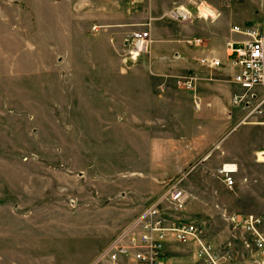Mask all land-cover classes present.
<instances>
[{"label":"rangeland","instance_id":"rangeland-1","mask_svg":"<svg viewBox=\"0 0 264 264\" xmlns=\"http://www.w3.org/2000/svg\"><path fill=\"white\" fill-rule=\"evenodd\" d=\"M180 6L190 19L171 15ZM207 9L215 17L205 18ZM151 21L167 27L160 37L172 44L170 72L151 73L166 67L162 58L151 63L152 42L129 53L132 32L150 30ZM233 29L264 33V0H0V264H89L172 184L188 200L180 211L166 207L170 216L201 223L227 264H254L243 245L249 236L225 214H254L264 228V196L227 187L212 132L189 133L220 122L212 108L201 114V85L215 109L225 103V118L232 115L225 130L244 119L246 109L230 102L240 90L231 89L233 69L199 62L211 53L226 59V38L244 37ZM188 38L201 41L191 46ZM189 70L195 89L177 82ZM220 79L229 81L208 88ZM254 115L246 121L264 120V105ZM170 146L187 149L168 154ZM249 158L248 188L264 172ZM196 249L176 243L166 264H205Z\"/></svg>","mask_w":264,"mask_h":264},{"label":"built area","instance_id":"built-area-1","mask_svg":"<svg viewBox=\"0 0 264 264\" xmlns=\"http://www.w3.org/2000/svg\"><path fill=\"white\" fill-rule=\"evenodd\" d=\"M179 9L176 7L171 10V15L183 20L192 17L190 9L186 10L185 7L183 12H179ZM243 32L248 38L241 45L230 44L229 65L234 68L231 80L240 88L239 92L233 93L232 103L246 109L244 119L241 120L246 121L264 105V33L257 29ZM151 42L150 30H135L131 35L129 53L136 57L141 52L148 51ZM200 62L209 68L225 65L215 55L203 56ZM195 81L196 76L189 74L177 79L179 85L188 89L194 88ZM237 170V166L232 163L219 167V173L227 187L233 188L236 185ZM180 189L172 184L152 198L89 264H166L168 248L176 243L197 245L196 254L205 264H227V256L205 234L201 223L168 214L166 207L180 211L187 203L188 198ZM225 218L235 228H241L242 234L249 236L243 245L249 250L252 262L264 264V228L261 226V218L254 214H225Z\"/></svg>","mask_w":264,"mask_h":264},{"label":"crops","instance_id":"crops-1","mask_svg":"<svg viewBox=\"0 0 264 264\" xmlns=\"http://www.w3.org/2000/svg\"><path fill=\"white\" fill-rule=\"evenodd\" d=\"M149 25H150L151 35H152V48H151V58L152 59H151V63H153V65H154V62L156 61L154 59H156V58L157 59L162 58V59H164L166 61L165 62L166 63V67H161V68L157 67V66L151 67V73L154 74V75H157V74H163V73L170 72L172 70L173 65H174L171 61L168 62V59H170V56L172 54V51H171L172 44H171V42L169 40L160 37L161 34L167 33V27H165L162 24H157L156 22H152V21L149 23ZM163 30H166V32H164ZM239 34L244 35V37L240 38V39H236V37H234V35H233V37H230V38H232L231 40L230 39L228 40L229 37L226 38V44H227L226 45V59H224L219 54V52H217V53L220 56L217 55L216 53H211V54H207V55L218 56L219 58H221L224 61V63L227 66H229L230 69L234 70V68L229 65V59L231 58V56L229 55L230 52H231L230 44H234L235 46H239V45L242 44V42L244 40H246L248 38L245 33L243 34V33L239 32ZM189 41H191V43H189ZM200 41H201V39H199V38H188L186 40V43L192 46V45H198L200 43ZM155 43L158 44V45H156V50H158V52H159V49L160 50L164 49L162 51V56H160V53L154 54L155 52H153L154 51L153 50L154 49L153 46H154ZM203 56H206V55H203ZM203 56H201V57H203ZM200 58H199V62H200ZM158 68H160V69H158ZM233 70H232V72L234 73ZM188 74L189 75H194L192 70H189ZM188 74H185V75H188ZM138 75H139V78H140L141 74H138ZM227 81H229V80L220 79V80H215V81H212V82L210 81V82H208L207 86H208L209 89H211L213 91L220 90V89L223 88V86H226V83H228ZM196 83H197V79L195 81V86L192 89L196 88ZM235 85L236 84H233L231 89L232 88L234 89ZM182 87H184V86H182ZM200 87L202 89L201 92H203V99H204L203 100V105L205 106V108L203 110V113H201V114H204L205 110H207V108H212L211 110L213 112L214 111L216 112V114H215L217 116L216 120L217 121L220 120V122H218L216 125H213L212 126L213 128H211V127L209 128L207 126H201L200 125V126H198L197 130H195V131H193L192 129H189V133L190 134L195 133L197 135L198 134L207 135V134L212 132V138H215V141L218 144L217 148L220 149L222 153H224V157H223L224 161L222 162V165L232 163V164H235L237 166V168H238V170L235 173V178L237 177L236 185L239 186L238 189L239 190L241 189L242 194H246V191H249L248 194L250 193V195H254L255 197H257V196L263 197L264 195L262 194L261 191H263V188H264V174H263L264 172H262V173L259 172L258 174L256 173L253 176L254 177L253 182L251 183L250 187L248 188L246 185L250 181V176L247 174L246 164H247V157L250 156L252 161L254 163H256L257 165H259L260 170H264V159L260 158L261 155L264 156V120H259V121H241V120H239L237 122L236 126L233 125V124H230V126L225 130L224 129V127H225L224 123L225 122H230L231 121V117H232V115L231 116L226 115L227 118H225V116L223 114L222 109L224 110V106H226V104L225 103L224 104L221 103V107H219V111H218L217 108L215 109L216 105L212 103L211 99H209V100L207 99L208 96L206 94V89L202 85ZM184 88H186V87H184ZM186 89H188V88H186ZM136 91H137V93L140 92V85H138L136 87ZM233 93L234 92L232 91L231 92V97H230V102L231 103H232V95H233ZM141 101H142V99L139 98V101H138L139 102L138 103L139 106H143L144 105L143 107H147V106H145V105H147L145 103V101L143 100L144 103H141ZM100 103H105L104 106H107V107L113 106V104H112L113 102L110 101V100H105L104 102H100ZM93 105H95V106L98 105L96 100L94 101ZM120 105L124 106L123 103H121ZM195 107H201V99L198 98L197 96H196V99H195ZM243 114H245V113H243ZM198 115H195V116H198ZM195 116H193V117H195ZM256 116H258V115H256ZM127 117L130 118V115H127L126 118ZM193 117L189 116L188 120L189 121L192 120ZM103 118H105V117H103ZM103 118H102V120H103ZM206 121H209V120L207 119L205 121H201V123L202 122H206ZM199 123L200 122H198L197 125H199ZM240 127L242 129L239 130L238 133H236L238 131V129H240ZM261 127H263V131L261 132L262 137L259 138V139H257L256 137H253L252 133L255 131V129H258V128H261ZM174 149H176V147L170 146V150L168 151V154H171V153H173V154H181V153H183L185 151V149H187V147L183 146L182 147L183 151H181V152H178V150H174ZM191 149L192 148L190 147V150ZM157 152H160V151L157 150ZM221 166H219V167H221ZM224 184H225V182H224ZM258 199L259 198H255V201L256 202L257 201H261V200H258ZM137 214H138V212H137ZM131 220H129V222ZM129 222H127V224ZM127 224H125L123 227H125Z\"/></svg>","mask_w":264,"mask_h":264},{"label":"bare ground","instance_id":"bare-ground-1","mask_svg":"<svg viewBox=\"0 0 264 264\" xmlns=\"http://www.w3.org/2000/svg\"><path fill=\"white\" fill-rule=\"evenodd\" d=\"M180 9H179V12H183V10H185L184 8L185 7H179ZM186 10H187V8H186ZM207 10H209V9H207ZM203 16L205 17V18H209L210 16L212 17H215V13L213 12V11H211V10H209V12H206V11H203ZM234 31H238V32H241V33H245V32H243V31H239V30H237V29H233Z\"/></svg>","mask_w":264,"mask_h":264}]
</instances>
